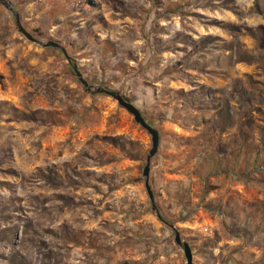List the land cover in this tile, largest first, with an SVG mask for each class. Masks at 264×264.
<instances>
[{"label": "rangeland", "instance_id": "1", "mask_svg": "<svg viewBox=\"0 0 264 264\" xmlns=\"http://www.w3.org/2000/svg\"><path fill=\"white\" fill-rule=\"evenodd\" d=\"M98 89L159 133L154 204L151 137ZM175 231L264 264V0H0V264H186Z\"/></svg>", "mask_w": 264, "mask_h": 264}, {"label": "water", "instance_id": "2", "mask_svg": "<svg viewBox=\"0 0 264 264\" xmlns=\"http://www.w3.org/2000/svg\"><path fill=\"white\" fill-rule=\"evenodd\" d=\"M16 24H17V28H18V31L20 34H22L27 40H29L33 43L36 42V40L34 38H32V36L28 32H26V30H24V28L21 26L19 19H17ZM44 47L53 48V49H57V50L59 49L62 52V54L65 56L67 61L70 62V60L66 54V51L63 48H61L59 44H57L55 42H48L47 44L44 45ZM74 73H75L79 83L82 86H84L87 91H90L91 90L90 86L83 79L81 73L76 68H74ZM96 93H102V94L108 95L112 99H114L121 108H123L128 114H130L133 117L135 123L138 124L141 128H143L150 135L152 147H151V150H150L149 155H148L147 160H146V166L143 170V177L145 178L144 186H145L146 192L148 194L149 200L152 204H154V196H153L151 186L149 184V178H150V162H151V159L156 156V154L158 152L159 143H160V136H159L158 131L156 129L152 128L150 125H148V123L146 122V120L142 116L141 112L134 105H132L127 100H125L118 93L111 92V91H108L106 89H98V90H96ZM153 209L156 210V207L153 206ZM175 243L177 246L183 248L186 264H193V255H192V251H191L190 246L187 243L182 241L180 234L176 231H175Z\"/></svg>", "mask_w": 264, "mask_h": 264}, {"label": "trees", "instance_id": "3", "mask_svg": "<svg viewBox=\"0 0 264 264\" xmlns=\"http://www.w3.org/2000/svg\"><path fill=\"white\" fill-rule=\"evenodd\" d=\"M53 51L57 52L58 50L57 49H52ZM161 216V215H160ZM162 217V216H161ZM163 219V218H162Z\"/></svg>", "mask_w": 264, "mask_h": 264}]
</instances>
